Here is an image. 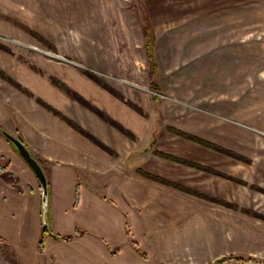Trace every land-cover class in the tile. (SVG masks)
I'll use <instances>...</instances> for the list:
<instances>
[{
    "label": "rangeland",
    "instance_id": "rangeland-1",
    "mask_svg": "<svg viewBox=\"0 0 264 264\" xmlns=\"http://www.w3.org/2000/svg\"><path fill=\"white\" fill-rule=\"evenodd\" d=\"M0 98L46 171L168 192L139 264H264V0H0Z\"/></svg>",
    "mask_w": 264,
    "mask_h": 264
},
{
    "label": "crops",
    "instance_id": "crops-1",
    "mask_svg": "<svg viewBox=\"0 0 264 264\" xmlns=\"http://www.w3.org/2000/svg\"><path fill=\"white\" fill-rule=\"evenodd\" d=\"M11 119L9 107L0 98V127L23 140ZM2 163H8L17 188L0 178V237L16 252L21 264H139L142 258L129 242L126 224L132 238L144 247V229L156 227L155 222H165L162 213L169 208L158 201L162 196L168 200V192L148 191L146 187L144 191L140 185H132L130 179L122 183L116 175L107 179L98 176L100 180L82 184L74 165L48 164L44 171L48 179L46 221L50 229L61 236L73 235L76 229L84 232L70 240L46 234L39 250L42 227L39 182L0 133ZM75 189L79 195L76 205ZM177 207L175 217L185 212L183 203ZM179 227L180 224L174 233L179 234ZM113 249H118L116 254L111 253Z\"/></svg>",
    "mask_w": 264,
    "mask_h": 264
},
{
    "label": "trees",
    "instance_id": "trees-1",
    "mask_svg": "<svg viewBox=\"0 0 264 264\" xmlns=\"http://www.w3.org/2000/svg\"><path fill=\"white\" fill-rule=\"evenodd\" d=\"M149 53H150V52H149ZM149 55H150V54H149ZM168 130H169L171 133H174V134L177 135V136H180V137H182V138H185V139H188V140L194 141V142H196V143H198V144H200V145L207 146V147H210V148H212V149H216V150H222V148H220V147L217 146V145H214V143H212V142H210V141H207V140H205V139H202V138H200V137H198V136H196V135H193V134H191V133H189V132H185V131H182V130H179V129H176V128H173V127H169ZM222 151H223V150H222ZM157 153H158L159 155H161V156H165V157L168 158V159L179 160V161H181L180 159L175 158V157H173V156H169V155H166V154L161 153V152H157ZM195 166H197V165H195ZM197 167H199V166H197ZM139 172H140L142 175H144L145 177H148V178L154 179V180H156V181H159V182L163 183L164 185H168V186H171V187H174V188H178V189H183V190H185V191H189L188 188H187V189H186V188H183V187H182L180 184H178V183H174V182H172V181H170V180H167V179H164V178H161V177H158V176H154V175H151V174H149V173H143V172H141V171H139ZM227 177H228V178H231V177H229V176H227ZM0 178L4 179V180H5L6 182H8V183H11L13 187H16V188H17L16 179H15V178L12 176V174L8 171V163H2V164H0ZM231 179H234V178H231ZM235 180H236V181H239V180H237V179H235ZM18 189H19V187H18ZM194 193H195L196 195H201L200 193H196V192H194ZM78 200H79L78 191L75 189V195H74V204H75V205L78 203ZM244 211L247 212L248 214H251L250 211H247V210H244ZM252 213H254V212H252ZM45 219H47V212H45ZM41 226H42V227H41V235H40V237H39V241H38V248H39V250H42V248H43L44 236H45L46 234L51 235V236H53V237H55V238H59V239H63V240H70L72 237L77 236V235H79V234H81V233L84 232L83 230L76 229L73 235H72V234H68V235L61 236V235H58V234L54 233V232L50 229L48 223H42ZM126 233H127V235L129 236V242H130V244H131V245L137 250L138 253L143 254L141 248H140L139 245H138V242H137L134 238H132V236H131V231H130V227H129L128 223L126 224ZM0 243H4V244L6 245V248H7V249L12 248L11 246L7 247V246H8V245H7V241L4 240V239L1 238V237H0ZM117 251H118V249H113V250L111 251V253H112V254H116ZM13 253L15 254L16 252L14 251ZM229 258H230V257H229ZM225 260H226V258H225V259H224V258H223V259H219L218 261H216V263H219V264H220L221 262H223V261H225Z\"/></svg>",
    "mask_w": 264,
    "mask_h": 264
},
{
    "label": "water",
    "instance_id": "water-1",
    "mask_svg": "<svg viewBox=\"0 0 264 264\" xmlns=\"http://www.w3.org/2000/svg\"><path fill=\"white\" fill-rule=\"evenodd\" d=\"M1 135L9 141L13 147L16 149L20 157L27 163V165L31 168L33 173L35 174L40 187L41 193V215H42V223H47L45 219V212H47V198H48V179L45 174L43 167L40 162L33 157L30 150L26 147V145L14 134L0 127ZM245 264H263V263H245Z\"/></svg>",
    "mask_w": 264,
    "mask_h": 264
}]
</instances>
